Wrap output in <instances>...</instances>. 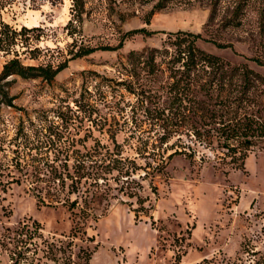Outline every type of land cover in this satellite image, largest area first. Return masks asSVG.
I'll use <instances>...</instances> for the list:
<instances>
[{
    "label": "rangeland",
    "instance_id": "obj_1",
    "mask_svg": "<svg viewBox=\"0 0 264 264\" xmlns=\"http://www.w3.org/2000/svg\"><path fill=\"white\" fill-rule=\"evenodd\" d=\"M155 1L86 0L83 18L70 25L73 0H0V71L15 56L26 64L68 60L51 81L11 75L6 87L13 104L0 93V237L6 226L26 220L43 226L34 240L21 234L17 238L26 240L0 243V264H13L16 246L18 264H61L68 257L71 264H83L88 249L86 264H264V148L252 146L242 169L236 167L241 158L234 162L217 141L192 142L191 155L175 153L158 170L159 154L145 157L138 147L160 144L163 127L152 112L169 103L171 70L151 72L129 57L131 50L165 47L171 32L191 30L202 34L199 47L264 74L258 60L264 61V0H247L237 15L239 0H220L214 16L211 0H171L148 20ZM23 25L33 28L22 31ZM141 26L161 31L137 33L116 46L123 31ZM90 47L99 48L72 57ZM111 131H117L122 155L144 166L134 175L143 184L137 186L141 198L124 191L131 177L114 168L100 180L87 233L72 236L69 202L63 201L78 194L66 189L62 201H54L46 180L48 161L98 143L102 153L94 159L120 157L107 151L115 147ZM51 241L65 247L57 259L49 256Z\"/></svg>",
    "mask_w": 264,
    "mask_h": 264
},
{
    "label": "trees",
    "instance_id": "obj_2",
    "mask_svg": "<svg viewBox=\"0 0 264 264\" xmlns=\"http://www.w3.org/2000/svg\"><path fill=\"white\" fill-rule=\"evenodd\" d=\"M182 1L189 2L191 0ZM170 2L171 0H156L151 10L147 12L146 18L150 20L152 13L166 7ZM236 2L238 3L234 7L233 15L239 14L248 1L239 0ZM85 5L86 0H73V16L68 24L76 25L75 23L83 18ZM210 5L211 16H214L219 10L220 0H211ZM120 17L125 19L127 13L120 10ZM28 28L33 27L23 25L21 30ZM153 31L161 30H151L146 26L125 30L116 46H123L125 40L132 35L149 34ZM201 36L200 32L181 29L169 34V43L165 47H149L143 51L131 50L129 54L131 59L143 61L151 72L158 71V69L164 70L165 66L171 70L170 89L173 94L169 97V103L152 112V117L157 118L163 127L159 133L160 144L155 143L153 149H149L148 144L138 147L139 152L145 157L159 154L160 166L158 170H162V166L167 163V158L172 157L175 153L186 152L191 155L192 151H188V147L193 146L192 142L212 145L217 141L219 146L227 149L234 162L241 158V162L237 163L236 167L242 169H246L245 158L252 146L261 144L264 148V74L247 63L231 64L220 55L199 47L196 41ZM97 48L99 47L78 49L73 52L72 57L82 56ZM100 48L112 49L115 47L101 45ZM255 58L258 59V57ZM258 60L264 64V61ZM67 65V59L57 65L52 63L26 64L20 57H12L4 63L0 71V93L3 97H9L6 85L10 81L8 78L11 75L42 77L51 81ZM128 88L133 90L131 85H128ZM9 98L8 103L13 104L11 97ZM140 100L143 104L146 98L141 97ZM146 110L151 112L149 105L146 106ZM116 134L117 131L110 132V136L115 142L114 150L106 148L111 154L121 155L120 157L115 156L110 161L93 158L98 153H102L103 144L101 143L95 144L85 151L74 147L66 159L48 161L47 171H45L46 180L48 193L54 201H62L59 199L60 192L66 189L70 193L78 194L75 198L68 197L63 201L64 203L69 202L68 208L73 220L70 233L72 236L81 231L87 233L88 219L90 216L96 215L92 211V201L99 196L100 180L108 179L106 173L114 168L119 169L120 166V172L125 173L127 178L131 177L124 191L130 196L141 198L138 187H143V184L134 175L138 169L144 168V166L140 165L136 159L122 155V143L117 140ZM133 134L132 131L130 136ZM173 137L176 139L170 141ZM157 147H159V151H156ZM170 149H172L171 152ZM69 156H73V161ZM147 163V166L151 167V161H147ZM83 183L89 185L83 189ZM94 184L96 187L92 188L91 185ZM37 195L42 202H45L42 194L37 193ZM42 229V223L37 219L23 221L18 227L6 226L0 237V243L9 246L11 241L26 240L17 238L21 234H26L28 239L34 240L43 234ZM50 243V254L53 255L49 256L57 259L58 250L62 249L64 245L56 241ZM67 245L71 246L72 243L69 241ZM25 248L29 250L31 247L28 245ZM17 251L16 246V250L10 254L13 264L19 263V257H14ZM91 254L92 250L88 249L83 264L88 262ZM71 262V257L64 261L60 260L61 264H71ZM78 264H82V262Z\"/></svg>",
    "mask_w": 264,
    "mask_h": 264
}]
</instances>
